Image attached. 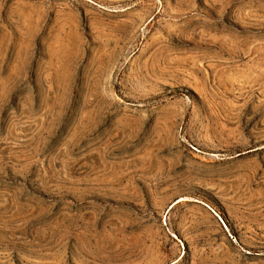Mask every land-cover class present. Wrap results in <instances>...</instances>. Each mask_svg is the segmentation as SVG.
<instances>
[{"label":"rangeland","instance_id":"374dc122","mask_svg":"<svg viewBox=\"0 0 264 264\" xmlns=\"http://www.w3.org/2000/svg\"><path fill=\"white\" fill-rule=\"evenodd\" d=\"M0 264H264V0H0Z\"/></svg>","mask_w":264,"mask_h":264}]
</instances>
